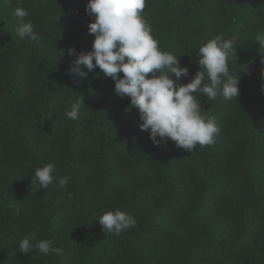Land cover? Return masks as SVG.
I'll list each match as a JSON object with an SVG mask.
<instances>
[{"label": "trees", "instance_id": "16d2710c", "mask_svg": "<svg viewBox=\"0 0 264 264\" xmlns=\"http://www.w3.org/2000/svg\"><path fill=\"white\" fill-rule=\"evenodd\" d=\"M87 3L0 0V264H264V0H146L159 47L189 69L182 84L203 71V43L235 40L239 97L193 93L220 131L192 152L155 145L99 68L70 74L67 50L87 53L94 41ZM17 7L39 42L16 35ZM69 99L84 100L78 120L65 115ZM48 163L71 177L64 189L32 185ZM116 208L137 224L109 236L98 218ZM29 234L63 254L19 253Z\"/></svg>", "mask_w": 264, "mask_h": 264}, {"label": "clouds", "instance_id": "9594fccd", "mask_svg": "<svg viewBox=\"0 0 264 264\" xmlns=\"http://www.w3.org/2000/svg\"><path fill=\"white\" fill-rule=\"evenodd\" d=\"M145 6L146 0H88L85 12L94 18V22L88 25L89 34L94 35L92 49L77 53L74 47H70L67 54L76 58L69 72L87 78L88 73L99 68L110 77L115 82L114 94L130 98V107L125 112L138 109L141 131L149 132L155 145L170 139L177 148L189 152L197 145H212L220 129L215 118L202 115L201 101L193 93L202 94L214 102L218 96L226 100L239 97L240 77L232 76L228 67L230 57L235 55V40L226 39L220 33L203 43L197 54L203 71H198L191 82L182 84L179 81L188 76L189 69L181 66L180 58L159 47V41L142 15ZM13 15L16 35L39 42L41 37L34 24L25 19L28 12L17 7ZM260 42L264 44V36ZM66 102L71 107L65 115L78 120L82 104L85 106L84 100L73 102L69 99ZM55 172V163L37 167L31 176L32 185L40 189H49L53 185L64 189L71 177H57ZM98 221L109 236H119L137 224L132 214L119 208L104 212ZM32 240L31 234L20 239L19 253L29 254L35 250L45 255L63 254L61 248L53 247L54 240L37 239L35 243Z\"/></svg>", "mask_w": 264, "mask_h": 264}]
</instances>
